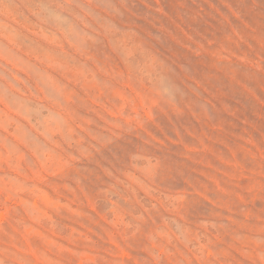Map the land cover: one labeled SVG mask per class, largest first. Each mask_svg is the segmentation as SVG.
<instances>
[{
    "label": "rangeland",
    "instance_id": "obj_1",
    "mask_svg": "<svg viewBox=\"0 0 264 264\" xmlns=\"http://www.w3.org/2000/svg\"><path fill=\"white\" fill-rule=\"evenodd\" d=\"M0 264H264V0H0Z\"/></svg>",
    "mask_w": 264,
    "mask_h": 264
}]
</instances>
